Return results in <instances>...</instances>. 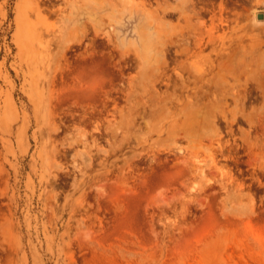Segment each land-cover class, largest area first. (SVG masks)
I'll list each match as a JSON object with an SVG mask.
<instances>
[{
  "label": "rangeland",
  "instance_id": "obj_1",
  "mask_svg": "<svg viewBox=\"0 0 264 264\" xmlns=\"http://www.w3.org/2000/svg\"><path fill=\"white\" fill-rule=\"evenodd\" d=\"M205 1L0 0V264H264V0Z\"/></svg>",
  "mask_w": 264,
  "mask_h": 264
},
{
  "label": "bare ground",
  "instance_id": "obj_2",
  "mask_svg": "<svg viewBox=\"0 0 264 264\" xmlns=\"http://www.w3.org/2000/svg\"><path fill=\"white\" fill-rule=\"evenodd\" d=\"M143 5V4H142ZM137 7H139V5L137 6ZM136 7V8H137ZM141 7H143V6H141ZM140 7V8H141ZM23 9V8H22ZM22 9H21V7H20V5H19V7H18V16H17V21L19 22V24H20V16H21V12H22ZM121 9V8H120ZM130 9V8H129ZM144 9V8H143ZM122 10V9H121ZM135 10V9H134ZM140 10V9H139ZM128 11V10H127ZM140 11H142L143 12V10L141 9ZM137 12H138V8H137ZM124 13V12H123ZM117 23V22H116ZM199 23H204V20H201ZM124 24V23H123ZM18 25V24H17ZM195 26L197 27L198 25L197 24H193V27L195 28ZM147 27V26H146ZM114 26H111V27H109V29L110 30H114ZM187 28V27H186ZM190 29H193L192 27L190 28ZM190 29H188L189 31H192V30H190ZM149 31H150V29H148ZM108 32H109V30H107ZM106 33V32H105ZM107 34V33H106ZM190 34V33H189ZM30 37V36H29ZM145 37V36H144ZM142 40V39H141ZM146 41H148V40H146ZM149 42H150V40H149ZM186 44H185V50L187 51V49H189L191 46H190V43L186 40V41H184ZM30 43V42H29ZM148 44H150V43H148L147 42V46H148ZM253 45V44H252ZM150 48V47H149ZM148 50V49H147ZM137 57V56H136ZM227 57H228V59L230 60H232V59H234L235 58V54L232 52H229L228 53V55H227ZM146 59V58H145ZM150 62V59L147 57V64ZM196 74L198 75V78L201 80V81H203V83H202V85H196V87H198V89H200V92H201V94L202 95H204V94H208L209 93V87H210V85H213L214 87H215V91H216V93H218L219 95H220V98H219V100H216L215 98H214V100L212 101L211 100V104L213 105V106H215V110H213V108L212 109H210L211 111L209 112V114L208 115H210L211 117L213 116V117H215V116H221V118H223V119H226V121H229V119H227V117H226V115L224 114V110H223V107H225L226 106V102L227 101H225V98L227 97V96H230L231 97V99L234 101V102H237V103H242L243 102V100H245L244 98H245V94H241L240 93V91H239V89H234L233 88V86H231V85H229L227 82L225 83V80H223V79H219L218 81H212V80H209V79H205L204 80V75L203 74H201L199 71H196ZM177 77H179V78H177ZM175 78H177L178 80H180V86L181 87H186L187 86V84L185 83V80L182 78V76H175ZM261 78V77H260ZM260 78H256V83L258 84H261V81H260ZM198 79V80H199ZM177 85V84H176ZM203 86H206L208 89L207 90H204L203 89ZM245 89V88H244ZM262 89V88H261ZM196 91H194V93H195ZM215 95V94H214ZM209 103H210V100H209ZM208 109V108H207ZM242 110V109H241ZM244 110H242L241 111V115L242 116H247L246 117V119L247 120H250V114L249 113H245V112H243ZM207 114V113H206ZM205 114V115H206ZM233 121V119H231L229 122L231 123ZM200 124H201V122H200ZM211 124H214V128L212 127V125ZM207 125H208V127L210 128V130H209V133H208V137L209 138H212L213 136H215V135H219L220 134V132H219V129H218V127L216 126L217 124L215 123V121L214 120H212L211 122L209 121V122H207ZM205 126H206V124H205ZM80 130V129H79ZM81 130H83V129H81ZM86 132V131H85ZM84 132V133H85ZM81 133H82V131H81ZM83 133V134H84ZM81 135V134H80ZM220 135H222V133L220 134ZM219 135V136H220ZM82 136V135H81ZM220 137H218V139H219ZM212 140V139H211ZM213 140H215V139H213ZM84 141V140H83Z\"/></svg>",
  "mask_w": 264,
  "mask_h": 264
},
{
  "label": "flooded vegetation",
  "instance_id": "obj_3",
  "mask_svg": "<svg viewBox=\"0 0 264 264\" xmlns=\"http://www.w3.org/2000/svg\"><path fill=\"white\" fill-rule=\"evenodd\" d=\"M205 3H207V4H209V5H213V4H215V5H217L218 4V2H215V1H213V0H207V1H205ZM200 8H201V11H213V9H212V7H209V6H206V7H204V6H199ZM200 11V10H199ZM225 13H224V15H223V18L224 19H226L227 17H228V15L226 14V12L227 11H229V9L226 7V6H224V10H223ZM223 24H225V22H223ZM117 95H115V97H116ZM114 98H112V100H113Z\"/></svg>",
  "mask_w": 264,
  "mask_h": 264
},
{
  "label": "water",
  "instance_id": "obj_4",
  "mask_svg": "<svg viewBox=\"0 0 264 264\" xmlns=\"http://www.w3.org/2000/svg\"><path fill=\"white\" fill-rule=\"evenodd\" d=\"M256 18L257 19H264V12H257L256 13Z\"/></svg>",
  "mask_w": 264,
  "mask_h": 264
}]
</instances>
